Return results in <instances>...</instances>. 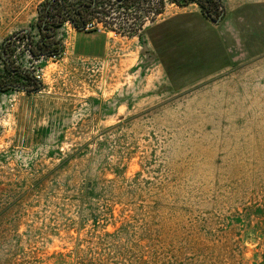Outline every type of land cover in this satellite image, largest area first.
<instances>
[{"label":"rangeland","instance_id":"obj_1","mask_svg":"<svg viewBox=\"0 0 264 264\" xmlns=\"http://www.w3.org/2000/svg\"><path fill=\"white\" fill-rule=\"evenodd\" d=\"M46 1L0 0V51ZM162 3L65 22L56 57L12 42L43 87L0 94V264H264V57L212 76L202 16Z\"/></svg>","mask_w":264,"mask_h":264},{"label":"trees","instance_id":"obj_2","mask_svg":"<svg viewBox=\"0 0 264 264\" xmlns=\"http://www.w3.org/2000/svg\"><path fill=\"white\" fill-rule=\"evenodd\" d=\"M136 1L83 0L79 3L68 2V0L46 1L41 6L38 22L34 26L39 31V40L35 41L30 32H18L5 39L1 46L0 59L4 67L3 70H0V94L11 90H22L28 93H35L39 92L43 87V84L36 78L31 70L22 69L15 65L14 60L11 58L10 50L14 40L23 37L27 41L26 48L32 56L36 58L56 57L63 52V44L57 38V31L65 22L70 21L78 31H83L87 27V24L93 20V16L98 19L100 13L107 14L106 12H108L109 15L116 13L112 15L114 21H121L122 19L126 22L128 20L130 22L132 19L137 21L138 18H140V16H138L140 11H135L133 14L130 11ZM171 1L179 7H186L192 3H196L200 7L203 16L214 22H218L224 15V7L221 0ZM116 4L119 5L116 6ZM121 7L125 8V12L120 10ZM162 11L163 7L159 13ZM122 14L125 16L122 17ZM122 27L125 31L127 25L124 26L123 24ZM128 30L135 33L137 32L134 31V26H130Z\"/></svg>","mask_w":264,"mask_h":264},{"label":"crops","instance_id":"obj_3","mask_svg":"<svg viewBox=\"0 0 264 264\" xmlns=\"http://www.w3.org/2000/svg\"><path fill=\"white\" fill-rule=\"evenodd\" d=\"M221 1L224 7V15L218 22L205 18L196 3H192L186 7H179L172 3L171 7L175 8H170L171 10L167 14L168 17L156 23L164 22V24H169L175 17L187 16L192 12L200 14L203 19L200 21L210 32L208 36L212 48L217 51L216 60L222 56H226V59L218 61V65L215 68L216 72L212 74L214 77L217 74L246 66L264 57V45L259 48L257 46L258 38H264V0ZM168 10L169 7L166 8V12ZM184 24L188 25V28H191V26L196 25V22L187 20L184 21ZM176 26H170L164 30V42H167L169 38L174 36L172 33L177 29ZM69 38L71 40L70 36Z\"/></svg>","mask_w":264,"mask_h":264},{"label":"built area","instance_id":"obj_4","mask_svg":"<svg viewBox=\"0 0 264 264\" xmlns=\"http://www.w3.org/2000/svg\"><path fill=\"white\" fill-rule=\"evenodd\" d=\"M113 1H115V0H113ZM134 1H136V0H134ZM141 2L142 1H136L130 9V11L134 12V13H135V11H140V14L145 12L144 16L139 19V22L134 25V28H135L134 31L141 30V28H144L147 25V23L155 21L156 18H158L160 15H162V13L164 11V4L162 3V0H160V2L153 1L152 4H150V2H148V3L142 2V4H141ZM118 5L119 4H116V6H118ZM162 7H163V11L161 13H159V11L162 9ZM120 10L125 11V8L121 7ZM143 10H144V12H143ZM97 21H98L97 18L91 20L87 24V27L84 30H86V31L95 30L97 28V25H96ZM101 21H103V20H101ZM102 23H106V21H103Z\"/></svg>","mask_w":264,"mask_h":264},{"label":"water","instance_id":"obj_5","mask_svg":"<svg viewBox=\"0 0 264 264\" xmlns=\"http://www.w3.org/2000/svg\"><path fill=\"white\" fill-rule=\"evenodd\" d=\"M24 32L28 33V30H24Z\"/></svg>","mask_w":264,"mask_h":264}]
</instances>
